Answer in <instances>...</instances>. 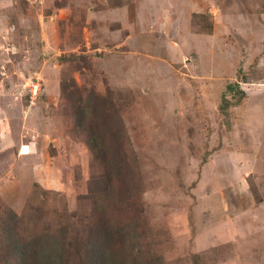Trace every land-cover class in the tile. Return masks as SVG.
<instances>
[{"label": "rangeland", "instance_id": "1", "mask_svg": "<svg viewBox=\"0 0 264 264\" xmlns=\"http://www.w3.org/2000/svg\"><path fill=\"white\" fill-rule=\"evenodd\" d=\"M71 80L112 91L136 159L99 213L109 168L61 94ZM235 82L246 97L224 115ZM2 110L0 230L12 211L21 239L64 230L72 251L94 224L122 229L124 264H264L258 0H0Z\"/></svg>", "mask_w": 264, "mask_h": 264}, {"label": "trees", "instance_id": "2", "mask_svg": "<svg viewBox=\"0 0 264 264\" xmlns=\"http://www.w3.org/2000/svg\"><path fill=\"white\" fill-rule=\"evenodd\" d=\"M258 14H264V0H258ZM241 82L249 83L248 81ZM68 89H71L69 93L72 99L69 103L72 106L75 126L85 133V141L92 154V159L102 166L106 163L109 168L108 189L106 185L103 186V175H101L95 178V182L98 181L100 186L98 187L96 183L95 190L92 191L95 195L89 197L94 212L99 213L104 203L101 194L106 193L112 186L110 181H114L110 175L119 177L129 168L134 170L136 159L128 142L120 112L118 108L116 109L112 91L107 89L104 94H100L94 90L80 89L74 80H71L69 85L61 83L60 90L63 96L66 95ZM226 92L233 93L235 102H230L227 97L222 96L219 111L224 115L227 114L230 105L238 104L246 97L240 82L228 84ZM106 139L111 140L110 142L115 147L105 148L101 141ZM126 181L128 180L125 178ZM126 191L129 196L131 193L129 187H126ZM9 214L10 216L6 217V227L2 225L0 230L2 264H68L69 255L77 257V264H124L125 257L121 255L124 254L122 244L126 234L122 229L94 224L85 236L78 240L76 248L72 251L74 244L72 242L70 245L66 244L64 230L59 231L55 236L44 234L37 239L24 241L16 235L15 225L12 223L17 214L12 211ZM133 233L131 230V238H133ZM142 237L146 239L145 232L142 233ZM143 258L138 254L141 264H151L150 261L143 262ZM133 262L135 263V260Z\"/></svg>", "mask_w": 264, "mask_h": 264}, {"label": "crops", "instance_id": "3", "mask_svg": "<svg viewBox=\"0 0 264 264\" xmlns=\"http://www.w3.org/2000/svg\"><path fill=\"white\" fill-rule=\"evenodd\" d=\"M125 37H126V36H125ZM126 39L129 40V38H127V37H126ZM122 41H124V40H122ZM0 112L2 113V115H4V116L6 117V112H5V110H2V111H0Z\"/></svg>", "mask_w": 264, "mask_h": 264}, {"label": "bare ground", "instance_id": "4", "mask_svg": "<svg viewBox=\"0 0 264 264\" xmlns=\"http://www.w3.org/2000/svg\"><path fill=\"white\" fill-rule=\"evenodd\" d=\"M22 154H25L24 152H22Z\"/></svg>", "mask_w": 264, "mask_h": 264}]
</instances>
